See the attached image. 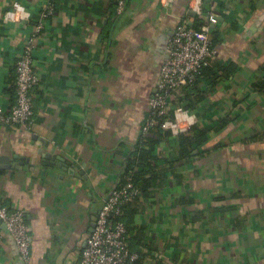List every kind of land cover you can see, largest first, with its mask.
Masks as SVG:
<instances>
[{
    "label": "crops",
    "instance_id": "obj_1",
    "mask_svg": "<svg viewBox=\"0 0 264 264\" xmlns=\"http://www.w3.org/2000/svg\"><path fill=\"white\" fill-rule=\"evenodd\" d=\"M209 12L217 77L158 154L173 157L194 126L208 139L143 200L134 224L148 249L133 251L146 264H264V0H129L122 13L117 0H0V114L28 44L39 78L30 124L0 121V203L26 215L29 264L79 263L150 116L170 39ZM0 264H26L3 222Z\"/></svg>",
    "mask_w": 264,
    "mask_h": 264
},
{
    "label": "built area",
    "instance_id": "obj_2",
    "mask_svg": "<svg viewBox=\"0 0 264 264\" xmlns=\"http://www.w3.org/2000/svg\"><path fill=\"white\" fill-rule=\"evenodd\" d=\"M128 1L117 0L118 13L124 11ZM161 1L164 5H169L173 0ZM51 12V10L45 12L44 19L49 17ZM205 18V23L199 29L195 28L191 21L183 20L170 39L157 90L149 103L150 116L142 126V134H146L155 124L153 116H165L172 110L173 104L179 100L182 88L192 84L200 69L209 66L216 58L217 49L212 43L211 36V23L215 21V15L209 12ZM43 26L44 24L38 25V31H41ZM33 67V48L28 44L15 67V103L8 111L1 112L2 123L27 126L34 118L33 89L39 78ZM188 112L177 106L174 109V119L165 120L161 128L171 131L173 135L180 132V115H187ZM139 194L129 182L122 188L116 187L106 197L78 264H134L140 259L141 254L130 248V234L125 223L119 219L125 203ZM0 221L7 226L23 261L29 264L33 237L25 213L21 210L11 212L0 203Z\"/></svg>",
    "mask_w": 264,
    "mask_h": 264
},
{
    "label": "trees",
    "instance_id": "obj_3",
    "mask_svg": "<svg viewBox=\"0 0 264 264\" xmlns=\"http://www.w3.org/2000/svg\"><path fill=\"white\" fill-rule=\"evenodd\" d=\"M205 20L206 18L202 16L195 17V28H201ZM216 40L217 39H212L214 46L218 42ZM213 65L214 64L211 63L209 66L200 69L193 83L182 88L179 100L176 104H173L172 110L167 115L153 116L155 124L150 127L146 134H141L127 158L117 188H122L130 182L140 193L131 201L125 203L122 216L119 218L125 223L130 234L129 244L132 250L139 246L146 248L148 246L144 245V240L146 238L145 227H137L134 224L136 215L143 209V200L152 198L154 196V190L162 189L166 186L169 182V178L173 174L172 171L176 169L177 165L192 159L196 148L207 142V131L194 126L189 132L180 133L175 137L177 152L173 157H165L158 154L160 145L165 141H171L173 137L171 131L161 128L162 123L167 119H174V109L177 106L192 111L195 109L194 107L204 99L205 91L201 89L200 83L206 79H211V83L213 84V80L217 77V70ZM222 71H225L227 75L231 74L230 69L224 70L222 68ZM14 89L16 91L15 87L10 92L12 95H14ZM14 97L16 98V95ZM227 122L228 120H222V124L217 126L214 131L217 132L222 129ZM143 257L145 258L146 255L141 254L140 259L134 264H146ZM157 264L170 263L159 260Z\"/></svg>",
    "mask_w": 264,
    "mask_h": 264
},
{
    "label": "water",
    "instance_id": "obj_4",
    "mask_svg": "<svg viewBox=\"0 0 264 264\" xmlns=\"http://www.w3.org/2000/svg\"><path fill=\"white\" fill-rule=\"evenodd\" d=\"M194 15V14H193ZM1 162H2V159H0V167H4L5 165H3V164H1ZM9 165H7V167H8ZM1 222V221H0Z\"/></svg>",
    "mask_w": 264,
    "mask_h": 264
}]
</instances>
